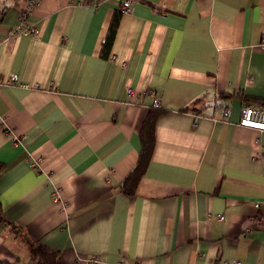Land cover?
I'll list each match as a JSON object with an SVG mask.
<instances>
[{
    "label": "crops",
    "instance_id": "crops-1",
    "mask_svg": "<svg viewBox=\"0 0 264 264\" xmlns=\"http://www.w3.org/2000/svg\"><path fill=\"white\" fill-rule=\"evenodd\" d=\"M122 2L0 0V264H264V0Z\"/></svg>",
    "mask_w": 264,
    "mask_h": 264
},
{
    "label": "built area",
    "instance_id": "built-area-1",
    "mask_svg": "<svg viewBox=\"0 0 264 264\" xmlns=\"http://www.w3.org/2000/svg\"><path fill=\"white\" fill-rule=\"evenodd\" d=\"M136 0H123V2L120 5V11L122 13H129L133 9L134 2ZM34 6V2H31L30 6H28V9L26 12L22 13L20 16V22L17 28L11 30L9 32L8 38L5 41H8L11 38L17 37V36H38V29L34 25H31L28 23V16L30 15V12ZM261 48L264 49V33L262 36L261 41ZM114 59V57L112 58ZM125 65V62L123 63ZM10 85H15L18 82L17 76H12L10 78V81L7 82ZM22 88H28L27 84H19ZM129 94L133 95V90H129ZM154 106L155 108L161 107V102L158 98H155L154 100ZM224 115L226 118H229L230 110L229 108L224 109ZM3 119V116L0 114V120ZM239 125L243 128L248 129H254L260 133H264V105L263 106H256L254 104H246L241 109V117ZM216 219L218 221H223V216H216ZM94 259L90 260V263H94ZM234 264H241L240 262H235Z\"/></svg>",
    "mask_w": 264,
    "mask_h": 264
},
{
    "label": "trees",
    "instance_id": "trees-1",
    "mask_svg": "<svg viewBox=\"0 0 264 264\" xmlns=\"http://www.w3.org/2000/svg\"><path fill=\"white\" fill-rule=\"evenodd\" d=\"M1 18V15H0ZM114 27L105 44V49L109 50L114 39L115 34ZM156 109V108H155ZM157 112L150 115L144 129L142 131V152L140 155V160L136 165L135 169L127 176L125 179L122 189L128 195H133L135 193L136 187L142 178L148 161L151 157L153 145H154V136L153 129L156 122ZM32 258L35 264H62L57 253L50 251L49 249L37 246L32 249Z\"/></svg>",
    "mask_w": 264,
    "mask_h": 264
},
{
    "label": "rangeland",
    "instance_id": "rangeland-1",
    "mask_svg": "<svg viewBox=\"0 0 264 264\" xmlns=\"http://www.w3.org/2000/svg\"><path fill=\"white\" fill-rule=\"evenodd\" d=\"M135 2H136V1H135ZM135 2H134V3H135ZM33 7H34V6H33ZM32 9H33V8H32ZM154 107H155V106H154ZM160 108H161V107H160ZM160 108H156V109H160Z\"/></svg>",
    "mask_w": 264,
    "mask_h": 264
}]
</instances>
